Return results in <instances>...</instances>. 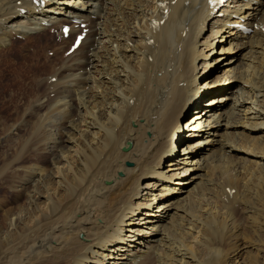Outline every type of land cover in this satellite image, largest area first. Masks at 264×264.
Listing matches in <instances>:
<instances>
[{"label": "bare ground", "instance_id": "6f19581e", "mask_svg": "<svg viewBox=\"0 0 264 264\" xmlns=\"http://www.w3.org/2000/svg\"><path fill=\"white\" fill-rule=\"evenodd\" d=\"M19 42L29 57L67 50L41 115L50 170L26 168L33 214L10 218L0 264H264L262 206L213 177L237 150L264 177V0H0V53Z\"/></svg>", "mask_w": 264, "mask_h": 264}, {"label": "rangeland", "instance_id": "374dc122", "mask_svg": "<svg viewBox=\"0 0 264 264\" xmlns=\"http://www.w3.org/2000/svg\"><path fill=\"white\" fill-rule=\"evenodd\" d=\"M206 27L207 28L203 32V35H202L203 41L210 33L209 26H206ZM44 40L46 39L44 38L43 41ZM46 42L49 43L48 45L49 47L54 46L53 42L51 43L50 41H47V40ZM23 44H24L23 42H19V44L18 43L15 44L12 47L11 54L5 55L6 54L5 51H2V53H0V56H1V60H0V234L2 233L5 234L8 232V222L10 221V218L15 217L18 214L20 215L24 214L27 216L30 214H33L32 213L33 209L30 210L29 208L30 206L27 205V196H25L26 191L28 189L20 191L19 190L20 188L17 187L21 179H23L27 175L25 172L26 168L29 166H34V168L35 167L39 168V170L43 172H46V170H50L49 156L45 154V152H43V149L41 148L42 146H39L40 143L38 142L40 140H43L42 138L43 135L48 134L47 133L48 129L50 130L51 128L53 130L55 128L54 126L52 127L53 124H48V123L42 124L43 121H42L41 115L43 114L44 109L47 108L46 100L52 101L54 98L60 95V94L53 92V89H52L53 86L50 84L47 78H49V74L52 72L51 67L61 62L60 58L63 57L62 54L64 51H66V48H65L62 51H60V53L57 52L58 54H56V56H53L52 53H46L45 57H43L44 53L42 52V49H41L40 51H38V53H34V54L29 53L30 55L32 54V56L34 55L33 57H29L28 54L27 55L24 54L26 52V49L23 46ZM28 44H32L33 46L36 47L37 43L35 44L31 42ZM39 45H42V43H39ZM212 46L215 47L214 48L215 50L218 48V45H216L215 42L212 44ZM206 52L209 53L208 50ZM22 54H24L23 55L25 56L24 58ZM37 55L39 56V58L36 57ZM46 56L47 58H50L48 59V61L43 60L44 58H46ZM25 58H26V61H23V59L25 60ZM22 62L24 63V65H21ZM55 62L57 63L54 64ZM236 64H239V63L236 62ZM29 65L31 66V68ZM48 83L50 86L48 85L47 87ZM86 83L87 82L83 83V86H87L88 83L87 84ZM227 86L228 85L224 87H227ZM37 103L43 104L42 108L41 106H36ZM73 106L76 107L77 105L73 104ZM38 108L41 110H39ZM80 110L81 109L78 107L77 111H80ZM195 111L196 110L191 109L189 113L183 114L180 117L179 125L182 127L184 122H186ZM41 124L43 126L45 124L48 126L46 127L44 126L45 128H42L43 126L41 127ZM38 125L40 126L38 127ZM10 128L11 129L13 128L14 130L13 129L11 130ZM13 131H16V132H13ZM8 132H10L9 135L7 134ZM6 134L8 136H5ZM248 135H252V134L249 133ZM60 136L62 137V133H60ZM186 142H188V140H185V141L183 140L182 142H180L176 146V149H179ZM245 157H246L245 152L237 150L235 154L229 157L230 159L223 158L221 159L222 161L219 160V163L218 162L215 163L216 165H215V169H213L214 170L213 177L217 178V179L215 178V180L217 181L218 189L220 190L221 188L220 190L221 196H222V193L223 195L224 194L226 195L227 193L234 191L233 197L236 196L239 199L244 198L243 200H245V198L247 200V197H248V200L255 202V204H258L259 208L260 206L264 207L263 206L264 204H262L264 202V180H263L264 177L262 179L260 178L257 182V179H258L257 174H254L253 172L254 163L247 160V158ZM235 159L238 161H236ZM239 160H240V163H239ZM225 162H226V165H225ZM250 163H252V165ZM164 164H166V160ZM241 165H242V169L240 167ZM230 166L232 167L230 168ZM250 166H253V168H251ZM238 171L240 172L242 171L243 173L242 172L239 173ZM215 172H216V175H215ZM223 172L227 174L224 175ZM222 174H223V177H222ZM253 174L255 175V177ZM243 175L245 176L243 177ZM252 175H253V178H252ZM224 176H226V180L224 179L225 178ZM223 180H225V185L223 184L224 183ZM247 182L249 185L247 184ZM252 184L254 186H252ZM240 187L243 190H241ZM254 187H257V189H255ZM223 189H224V192L226 190L225 193L223 192ZM239 193L241 194V197L242 196L244 197L241 198ZM251 193H254L255 195ZM250 196L252 197V199ZM220 199L218 200L220 201ZM256 201H259V202H256ZM219 203L222 206V203H223L222 199L220 202L215 201L211 203V205L219 206ZM233 207L234 206H231V208H229L233 210L231 211L232 214L230 213V217L231 219H233L235 224L238 225L239 228L247 234L246 235L247 237L245 236V240L248 241L250 238H254L255 237L254 234L252 235L248 233V230L245 227L248 224V218L245 216V213H243L242 208L240 210L241 206L237 208L235 207L236 209H234ZM262 207L260 209L262 210V213L264 215V210L262 209ZM221 216L222 215L220 213H217L216 215V220H218V222L220 223L223 222V220L221 219L223 216L222 217ZM228 235L229 233L226 230V232L223 234L221 242L220 243L217 242V244L213 245L217 249L221 250L223 253L224 251L226 252L230 246L229 241L231 240V238L228 237V239L230 238V240L227 241ZM233 243H235V241H233ZM252 250L253 249H251V251ZM252 253L257 255V253H254V250L252 251ZM256 255L250 256L251 260L254 259L253 256L256 257L255 260H257L258 257ZM244 256L246 257V255ZM145 259L146 258L143 259V263H145ZM34 264H45V263L37 262Z\"/></svg>", "mask_w": 264, "mask_h": 264}, {"label": "water", "instance_id": "95a60500", "mask_svg": "<svg viewBox=\"0 0 264 264\" xmlns=\"http://www.w3.org/2000/svg\"><path fill=\"white\" fill-rule=\"evenodd\" d=\"M128 166H130V163H127Z\"/></svg>", "mask_w": 264, "mask_h": 264}]
</instances>
